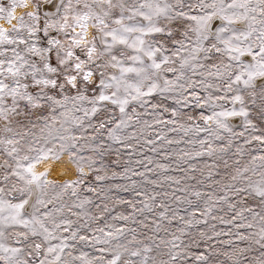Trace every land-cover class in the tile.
I'll list each match as a JSON object with an SVG mask.
<instances>
[{
    "label": "snow or ice",
    "instance_id": "1",
    "mask_svg": "<svg viewBox=\"0 0 264 264\" xmlns=\"http://www.w3.org/2000/svg\"><path fill=\"white\" fill-rule=\"evenodd\" d=\"M0 264H264V0H0Z\"/></svg>",
    "mask_w": 264,
    "mask_h": 264
}]
</instances>
